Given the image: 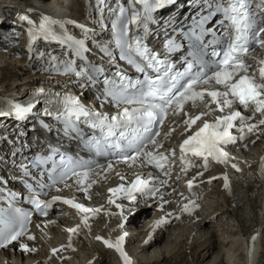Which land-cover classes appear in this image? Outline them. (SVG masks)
I'll return each mask as SVG.
<instances>
[{
	"label": "snow or ice",
	"instance_id": "obj_1",
	"mask_svg": "<svg viewBox=\"0 0 264 264\" xmlns=\"http://www.w3.org/2000/svg\"><path fill=\"white\" fill-rule=\"evenodd\" d=\"M177 3L178 0H89V16L93 10L97 14L94 18L96 28L73 20H55L49 16H42L38 21L27 15L20 17L28 25L30 53L33 43L38 39L59 43L64 48L66 58L50 55V67L44 68V71L75 76L81 89L101 86L97 99L111 103L117 109L112 115L101 113L87 106L80 95L71 92L48 93L44 88L37 89L30 101L20 102L10 98L0 103V118H12L22 123L35 110L37 115L54 118L62 125L66 135L75 134L97 155L107 158L105 164L86 161L50 147L47 155L37 154L17 164L14 159L17 153L13 152L12 163L19 168V179L24 180L30 193L28 202L39 215L48 216L52 206L59 202L82 214L81 224L89 227V219L101 213L102 207H85L76 202L75 197H45L49 196L52 189L61 191L60 185L71 187L68 183L71 180L76 190L83 191L85 198L90 199L88 193L98 183L97 178H107L117 163L128 164L129 167L148 166L160 173V176L152 173L146 177L136 175L131 183L109 188L107 202L115 204L121 212L123 206L116 203L121 195L130 203H135V193L154 199L162 187H168V180L160 177L172 175L177 156L180 171L185 174L191 167H201L192 158L202 160L204 171L208 170L210 161L226 168L230 165L236 172L242 171L238 164L231 162L227 147L237 142L233 130L240 133L241 140L264 132V58L254 55L257 48L264 52V16L261 15L264 13V4L259 6L258 12L252 0H191L189 6L195 7L196 11L190 17L191 23L185 28L175 18L161 22L156 15ZM185 3L188 4L189 0H185ZM68 24L79 28L83 38L72 35L65 28ZM104 32H110V39L102 42L97 37ZM161 34L163 51H158L150 45L149 38H159ZM177 35L188 46L186 54L181 57V68H177L176 61L172 59L174 53L184 48V43L177 40ZM90 40L101 53V58H108L109 67L88 59ZM39 55L43 56V53ZM29 59H32L31 55ZM120 62L127 64L138 75L131 76ZM41 97L47 99L49 106L37 109ZM186 105L198 111L190 113ZM236 105L252 115L242 114ZM214 113L220 115L212 120L205 119ZM257 115L260 117L258 120L255 119ZM176 116L181 117L183 133H187L178 144L179 154L176 149L160 151L164 147L158 139L161 136L160 127L166 119ZM40 123L50 130L47 123ZM80 125L93 130L94 134L87 136ZM174 131L176 129L172 128L166 136ZM24 134L21 132L18 135ZM0 163H3L2 157ZM260 170L264 173V157L261 158ZM116 175L126 182V177L120 172H116ZM197 175H203V172ZM223 180L224 188L229 189V176L225 174ZM194 181L195 177L187 181L189 190L195 186ZM6 184L7 180L0 177V185ZM17 198L15 192L0 195V200L6 199L8 204L7 209L0 208V248L6 249L21 237L35 239L28 229L32 212L15 207ZM159 199L163 200V195ZM184 199L187 203L181 206V212L190 214L198 205L194 199ZM160 208L163 209V204ZM176 218L179 219L178 216ZM164 223L165 217L158 219L153 231ZM67 232V246L71 247V236L79 233V226L68 228ZM126 235L119 236L115 242L100 236L96 239L114 249L123 264H132L124 251ZM255 240L253 236L251 242ZM20 249L35 251L23 243ZM61 250L53 248L52 255ZM251 254L250 247L249 258Z\"/></svg>",
	"mask_w": 264,
	"mask_h": 264
},
{
	"label": "bare ground",
	"instance_id": "obj_2",
	"mask_svg": "<svg viewBox=\"0 0 264 264\" xmlns=\"http://www.w3.org/2000/svg\"><path fill=\"white\" fill-rule=\"evenodd\" d=\"M23 0H0V13L4 15V13H8L9 11H15L20 14H26L28 16H36L41 17L40 14H46L50 17H53L59 21L64 20H73L76 21L79 24L86 25L89 28H96L97 25L95 23L94 18L96 17V12L93 10L91 13V17L89 16L88 12V6L86 7L87 10L83 12V8H81L82 3L81 0H67V3L65 4V7L63 6H57L53 7L49 4H46L47 0H31L30 3H23L21 2ZM28 1V0H27ZM30 1V0H29ZM56 2H59L60 0H55ZM182 1V0H181ZM193 10L196 11L195 7H192ZM194 11V12H195ZM61 14H59V13ZM180 11L176 12V15L179 17ZM7 28V27H6ZM65 28L74 36L77 38H83L82 33L79 28H76L74 25L68 24L65 25ZM97 31L99 29L97 28ZM0 34H2L0 32ZM25 33H22L20 36V39L23 40L25 37ZM99 40L105 41L107 40V36L105 33H102L99 37ZM1 40V39H0ZM18 40V39H17ZM41 43V42H39ZM44 43V42H43ZM34 46H32L33 49ZM41 52L36 53H30L29 49L26 51L22 50L20 52L13 53H7V51L4 48H0V91H8L16 94L22 93V91L38 88V87H55L63 90H68L71 93H74L76 95H80L81 99L85 101V103L90 104L89 102L93 101V98L91 96V93L89 92V88L87 89H81L79 87V81H76V78L71 76L67 78H63L61 80L54 79L53 76H51V71H44V68H48V61L50 59V55H54L58 50H54L53 54H49V51L43 52L42 48L38 49ZM43 53V56H40L39 54ZM32 56V59L30 60L29 57ZM2 73L4 75L2 76ZM43 74L47 75L49 78L50 85L43 86V85H36L37 81L39 79H42ZM10 78L13 79L12 83H8L7 81L1 82V80ZM71 81V82H70ZM4 89V90H2ZM82 94V95H81ZM179 121H181V117L178 118ZM26 125V128H23L22 131L27 132L28 127L32 126L34 130H37V125L32 120H26L24 122ZM2 128H5L2 127ZM177 132V131H174ZM13 136H11L12 138ZM39 140V139H38ZM6 141L3 143L5 144ZM167 137H165L162 140L163 144H167ZM254 142V141H253ZM246 144V146L243 148L242 146ZM256 146V147H255ZM227 150L230 152V156L234 158V160L238 163L239 167L242 169L241 172H238L236 175L237 178L242 179L247 182V186L244 188L243 193L241 194L240 201L238 204L242 205V210H234V214H230V221L227 223V227L229 228V231H231V237L236 238L235 244L230 241L228 238H223V232L225 231L221 229L220 225L216 228H213L212 231L219 233V239H217L218 246L220 248L219 251H223L224 255V246L226 244H230L229 250L226 251V263L228 262H236L237 258L234 256V253L240 252L242 254V263L241 264H256V261L259 257V250L261 249L260 241L262 240V237L264 236L262 234V231L264 229V178L263 179H252L250 182L249 179L252 174L255 172H260V162L261 158L264 157V148H259L257 145L252 144V140L248 142H244L243 144H238L237 142L234 144H230L227 147ZM2 157V156H1ZM4 159L3 163H0V177H3L7 180L6 177H4V173L7 177H9V162L7 161L9 159L8 155H4L2 157ZM116 172H120L122 175H126V171L124 168L119 167L115 168V170L108 175H115V178L117 180H120L119 176L116 175ZM129 177H132V173L130 170ZM202 172L200 169H193L187 174L181 173L179 171H175L174 174H172L169 177H165L168 180L169 187L164 188L160 191V193L157 195L156 198V206H160L161 204H164L167 200L168 203L166 205H163V209L159 210L160 213L166 214L169 218V222L176 218L177 216L179 219L176 218L177 222H180L181 219L188 220L189 223H187L189 231L192 232V235L199 234V240H201L198 245H204L201 250H206L210 253H202L199 256L197 254L194 255L195 258H198V263L200 264L202 261H204L206 258L212 256L211 252L215 249L214 243H210L209 237L211 236V231H208L207 225L212 224V221L217 218H222L223 213L226 211V207H229V203L232 200L233 193H229V190L224 188V180L223 176L225 175L224 172H214V173H206L204 172L203 175L198 176L197 173ZM3 173V175H2ZM243 174L244 177L240 178L239 175ZM195 177L194 181V187L191 190H188L187 187V181L190 179H193ZM213 177H216V179H212ZM119 178V179H118ZM211 180V183L209 181ZM218 180V181H216ZM128 181V180H127ZM218 184V186L214 189L212 188V183ZM9 186H12L10 183H8ZM231 183L229 182V185ZM94 186V185H93ZM92 188L90 189L88 195L91 197L90 199L85 198V193L83 191H77L76 188H70L66 191V193H63L62 195H65L66 197H75L76 201L81 202L85 207L94 208L93 201L96 198L97 191ZM16 188V187H15ZM181 193L180 195H177V193ZM217 193V203H213L212 200V193ZM262 192V193H261ZM163 195V200H160L159 203V196ZM263 195V196H262ZM187 197L188 199H194L198 207H196L190 214L181 212V206L184 203H187V200L184 199ZM91 201V202H88ZM151 200V199H150ZM150 200H146V205L148 209H155L156 206L154 204L150 203ZM108 199L106 200V202ZM118 204L123 206V217L119 216L121 214V209H118L115 204V213L117 212V216L119 217L118 225H114L111 223H98L93 229L90 234V238H82L78 234H74L71 236V247H68L69 244V233L67 232L68 228L81 226V219L82 214L77 213L76 211L71 210L70 208L65 207L63 204L59 205L57 208L54 209V213L44 220V224L48 226L49 230L48 233L45 235L53 236L54 238H57L58 233H62L65 236V239L63 241L56 242L54 244H51L48 246L47 242L44 240L43 237H41L37 231V228L34 229L33 233L35 235V240L37 241L34 243V240H28L25 239L24 242H17L13 245V247H10L9 249L3 251L0 253V264H100L102 263L105 258H103L104 255H106V251L108 247L104 245L102 241H99L96 239L97 236L102 237L104 240H109L112 242H115V240L123 235L124 233H127L124 239V251L126 249V246H128L134 238L138 234H143V238L140 240L139 244H141L144 240L149 241L147 244H144L141 246L140 251H144L146 249V245H150L151 243H155V241H151L153 239L157 238L158 232L157 230H152L153 222L150 223V221L153 219L157 214L156 211H154L153 215L147 220L148 222H140L139 218H130L128 221V227L124 228L122 230V227L120 225H124L125 222L122 220L124 218L126 210L130 209L128 208L129 205L127 203H130L127 199L121 197L120 199H117ZM260 201V205L257 206L256 202ZM173 204L169 206L170 203ZM216 202V201H215ZM136 205V203H130ZM108 202L106 205L103 204V208L105 209L102 216L105 220L108 219V216L113 218L114 212H112L109 208ZM136 208V207H135ZM107 213V214H106ZM171 215H168V214ZM90 220V219H89ZM221 220V219H220ZM248 223L249 225H245ZM260 221V222H259ZM92 223V222H88ZM130 223H134L135 225L131 228ZM136 223H138L136 225ZM178 224V223H177ZM176 224V225H177ZM176 225L172 229V232L169 234L175 233ZM255 226V229L251 232L252 235L256 234V240L254 243L249 241V238L246 237V234L250 232L251 228ZM204 227V232H199V228ZM227 229V228H226ZM97 232H100L98 235ZM258 232V234H257ZM151 233V238H149V234ZM178 233V232H177ZM176 235V234H175ZM221 235V236H220ZM168 236V238H169ZM230 236V235H229ZM81 237V238H80ZM176 237V236H175ZM171 238V237H170ZM169 238V239H170ZM52 240H54L52 238ZM95 240V242H93ZM175 240V239H174ZM80 241L84 242L88 247L81 249L80 247ZM93 242V245H91ZM248 242V243H247ZM26 244L29 248H34V252H22L20 249V244ZM59 245H57V244ZM250 244V246L248 245ZM58 246V247H57ZM155 246V245H154ZM49 247L52 249L54 247L56 248H62V250L59 252L64 255L62 259H70V260H63V261H57L52 262L48 260L47 258L43 257L41 252L46 248ZM138 247V246H137ZM251 247L252 254L251 258H249V248ZM74 248L77 250L74 251ZM156 248H158L156 250ZM133 249V248H132ZM136 250V249H135ZM160 251V248L155 246L152 248V251H150L149 256L147 258H137L134 259V256L132 255L133 252H126L128 256L132 260V264L140 263V260L143 259L144 263H152L151 260ZM110 252H112L114 255L117 256V262L116 264H123V261L121 260L119 254L114 250L110 249ZM165 252V251H164ZM163 251L161 253H164ZM220 254V253H219ZM219 254L214 256L210 261H208L206 264H220L222 261V255L221 258L218 259ZM164 255V254H163ZM236 255V254H235ZM84 256V257H83ZM160 258V257H159ZM158 258V259H159ZM157 259V258H155ZM154 259V260H155ZM157 259V260H158ZM61 260V259H59ZM241 261V258H240ZM104 264V263H103ZM158 264V263H156ZM160 264V263H159ZM236 264V263H234ZM238 264V263H237Z\"/></svg>",
	"mask_w": 264,
	"mask_h": 264
},
{
	"label": "rangeland",
	"instance_id": "obj_3",
	"mask_svg": "<svg viewBox=\"0 0 264 264\" xmlns=\"http://www.w3.org/2000/svg\"><path fill=\"white\" fill-rule=\"evenodd\" d=\"M21 2L30 3L31 0L30 1L29 0L28 1L27 0H23ZM42 51L43 52H47L46 49H42ZM3 75H4V73H2V76ZM5 81H7L8 83H12L13 79L6 78V79L1 80V82H5ZM36 85H43V86L50 85L48 76L43 74L42 79H39L37 81ZM217 186H218V184H216V182L212 183V188L213 189L216 188ZM214 190H216V189H214ZM217 199H218L217 193L213 192L212 193V200H213L212 204L217 203ZM256 205L259 206L258 201L256 202ZM143 208L144 209L141 210V211L134 210L133 212L128 211V209H125L126 210L125 215L128 216V214L131 212L130 215H129V219L130 218H139L140 222H146L147 220L145 221V219H143L142 216H146L149 212L153 211V209H148L147 206H143ZM225 215H226V211H225V213H223L222 218H220L221 220L216 217L214 219V221H212V224L207 225L208 226L207 228L209 229L208 231H211L210 233H208V234H211V236L209 237V240H210V243H214L215 249L212 250V252H211L212 256L206 258L200 264H206L208 261H210L214 256H216L219 253L220 254H219L218 259L221 258V255H222V261H221L220 264H234V263L241 264L242 263V257L243 256H242V254H240V252H237V253L235 252L234 253V256H236V258H237L236 262H233V263L232 262H228V263H226V256H227L226 251L229 250V247L231 246L230 244H226L223 247L224 248V255L221 254V253H223V251H219L220 248H219L218 242H217V239H219V233H217L216 230H215V232L212 231L213 228H216V227H218L220 225L221 229L225 228L224 229L225 231L222 233L223 234V236H222L223 238H228V239H230L231 242H233V240H234V242H233L234 244H235V240H236V238H232L231 237V235H232L231 231H229V228L226 226L229 221L225 222ZM262 220H264V217H263ZM181 221H182V223H180V224H185L184 223L185 222L184 219H181ZM137 224L138 223H136V225ZM130 225H131V228L129 230H131L133 228L132 226H134L135 224L134 223H130ZM126 227H128V225H126L124 228H126ZM177 229L178 230H176L175 233L171 234V236H169V234L172 232V230L171 231L169 230L168 233L166 231L167 234L166 233L165 234L167 236L164 235V237H163V232H158L157 238L151 240L152 242L155 241V243H151L150 245H146V249H144V251H140V252H139V250L141 249V246H143L144 244H147V242H149L150 240L149 241H145L144 240L141 244H138V242H139L141 237L140 236L137 237L136 240L134 238L135 241L133 240L134 241V242L132 241L133 243L131 242L128 246H126L125 251L126 252H133L132 255L134 256V259L137 260V258H144V257L147 258V256H149L150 251H152V248L155 247V246L157 247V245H158V247L160 248V251L156 255H154V257L152 258L153 260H151V262L152 261L153 262L149 263V264H156V263H158V264L159 263L160 264H199L198 263L199 259L195 258L194 255L197 254V256H199L200 254H202L204 252L207 253V254L210 253V252H208V251H206L204 249L201 250V248L204 247L203 244L202 245L199 244V246H196L201 241V240L198 239L199 238L198 237L199 234H196L197 233L196 232L194 235H192V232L189 231V228H188L187 224H185L184 226H182L180 228H177ZM203 230H204V227H200L198 231L199 232H204ZM97 234L99 235L100 232H97ZM262 234L264 235V229L262 231ZM168 236H169V238L170 237L171 238L169 239ZM79 244H80L81 249H84V248L88 247L82 241H80ZM260 244H261V249L259 250L260 251L259 252V257H258V259L256 261V264H264V236L262 237V240L260 241ZM137 246L140 247V249ZM135 249H137V250H135ZM157 249L158 248H156V250ZM76 250H77V248L76 249L74 248V251H76ZM162 251L163 252L165 251V252L161 253ZM103 258H105V260L101 259L103 262L100 263V264H103V263L104 264H116V262H117V258L113 254H110L109 252L106 255H104ZM155 258H157V259L159 258V259L157 260ZM240 258H241V261H240ZM142 262L144 263L143 259H141L140 263H137V264H143ZM145 264H147V263H145Z\"/></svg>",
	"mask_w": 264,
	"mask_h": 264
}]
</instances>
